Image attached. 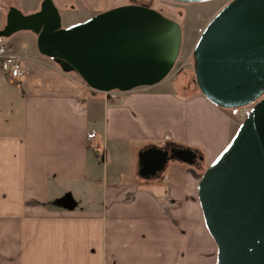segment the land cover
Returning a JSON list of instances; mask_svg holds the SVG:
<instances>
[{
	"label": "crops",
	"instance_id": "1",
	"mask_svg": "<svg viewBox=\"0 0 264 264\" xmlns=\"http://www.w3.org/2000/svg\"><path fill=\"white\" fill-rule=\"evenodd\" d=\"M42 1L0 0V29L10 7L31 5L32 13ZM54 1L61 15H84L79 22L130 3ZM15 62L20 77L11 74ZM168 79L94 92L27 39L0 36V264L212 263L200 168L172 159L143 176L139 154L186 146L210 164L241 123L235 111ZM73 186L100 188L101 205L79 207Z\"/></svg>",
	"mask_w": 264,
	"mask_h": 264
},
{
	"label": "water",
	"instance_id": "2",
	"mask_svg": "<svg viewBox=\"0 0 264 264\" xmlns=\"http://www.w3.org/2000/svg\"><path fill=\"white\" fill-rule=\"evenodd\" d=\"M197 2L207 0H173ZM37 34L41 53L76 72L94 92L154 86L173 70L181 24L148 5L128 3L67 27L54 0L26 14L10 7L0 36ZM200 91L218 106L251 107L231 142L203 172L198 197L217 244L216 264H264V0H231L202 30L193 50ZM196 165L186 146H151L140 173L156 175L170 160Z\"/></svg>",
	"mask_w": 264,
	"mask_h": 264
},
{
	"label": "rangeland",
	"instance_id": "3",
	"mask_svg": "<svg viewBox=\"0 0 264 264\" xmlns=\"http://www.w3.org/2000/svg\"><path fill=\"white\" fill-rule=\"evenodd\" d=\"M231 0H207V1H197V2H180L173 0H128L130 3L145 2L150 7H153L169 18H172L178 21L183 30V41L181 52L179 58L173 68L172 73L168 76V82L172 83L177 81V79L182 80L185 85H187L189 91L196 90L200 91V88L196 82V74L194 70V55L193 50L194 46L206 26V24L214 17V15ZM31 5L24 9V13H31ZM84 15H80L74 12H62V25L63 27L70 26L69 23H77L78 20L82 19ZM72 23V24H74ZM9 39H27L31 44L37 45V34L30 30H20L15 34L8 36ZM190 59V63L183 65L184 62ZM6 70V73H8ZM73 73L76 77L81 79L83 78L76 72ZM167 77V78H168ZM85 82V81H84ZM167 84V83H166ZM252 107L253 105H249ZM248 107V106H247ZM247 107L238 108L235 110V113L239 119V122L242 123L244 120V110ZM208 163H204V159L197 166L200 168L202 174L208 167ZM75 196L78 199L79 207L81 206H99L102 203V193L101 189H96L93 193H85L83 190L78 189L73 186ZM199 199V197H198ZM199 242V241H198ZM205 248L203 245L197 247V251H203ZM217 244L213 245V250L211 251V264H216L217 261ZM200 253V252H199Z\"/></svg>",
	"mask_w": 264,
	"mask_h": 264
},
{
	"label": "built area",
	"instance_id": "4",
	"mask_svg": "<svg viewBox=\"0 0 264 264\" xmlns=\"http://www.w3.org/2000/svg\"><path fill=\"white\" fill-rule=\"evenodd\" d=\"M194 61V59H193ZM188 63H190V59H187L183 65H187ZM11 74L14 77H20L24 74V69L22 68L21 64L19 62H15L11 68ZM86 85L87 83L84 82ZM90 87V86H88ZM91 88V87H90ZM251 113V107L248 106L245 110H244V117H247L248 115H250Z\"/></svg>",
	"mask_w": 264,
	"mask_h": 264
},
{
	"label": "flooded vegetation",
	"instance_id": "5",
	"mask_svg": "<svg viewBox=\"0 0 264 264\" xmlns=\"http://www.w3.org/2000/svg\"><path fill=\"white\" fill-rule=\"evenodd\" d=\"M138 4H143V5H148L147 3H143V2H138ZM149 6V5H148ZM167 148H171V147H167ZM201 159H198V162H197V164L196 165H198V164H200L201 163Z\"/></svg>",
	"mask_w": 264,
	"mask_h": 264
},
{
	"label": "trees",
	"instance_id": "6",
	"mask_svg": "<svg viewBox=\"0 0 264 264\" xmlns=\"http://www.w3.org/2000/svg\"><path fill=\"white\" fill-rule=\"evenodd\" d=\"M172 71H173V70H172ZM171 73H172V72H171ZM171 73H170V74H171ZM227 109H228V108H227ZM230 110L235 111V110H238V108H236V109H230Z\"/></svg>",
	"mask_w": 264,
	"mask_h": 264
}]
</instances>
